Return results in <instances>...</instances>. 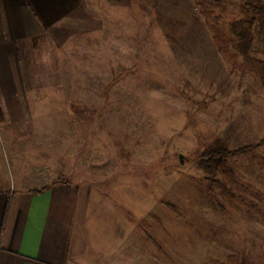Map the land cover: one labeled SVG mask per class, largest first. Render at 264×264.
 Returning a JSON list of instances; mask_svg holds the SVG:
<instances>
[{"label":"rangeland","instance_id":"rangeland-1","mask_svg":"<svg viewBox=\"0 0 264 264\" xmlns=\"http://www.w3.org/2000/svg\"><path fill=\"white\" fill-rule=\"evenodd\" d=\"M85 2L83 34L33 58L35 82L62 86L33 91L39 112L65 120L0 138L17 152L0 167L45 151L90 181L95 241L76 264H264V145L229 156L231 177L201 167L218 139L232 150L264 139V77L240 66L230 29L245 0ZM253 55L264 60L258 27Z\"/></svg>","mask_w":264,"mask_h":264},{"label":"crops","instance_id":"crops-1","mask_svg":"<svg viewBox=\"0 0 264 264\" xmlns=\"http://www.w3.org/2000/svg\"><path fill=\"white\" fill-rule=\"evenodd\" d=\"M85 3L0 0V138L33 135L30 123L65 120L64 110L39 112L42 98L33 91L62 86L35 82L34 72L41 70L34 71L33 58L40 49H58L83 34ZM24 149L17 151L32 154ZM3 153L17 152L0 146ZM46 154L25 158V168L18 163L9 170L0 167V264H76L95 241L96 198L90 181L68 168L63 156L54 167ZM72 158L71 165L81 169L78 157Z\"/></svg>","mask_w":264,"mask_h":264},{"label":"trees","instance_id":"trees-1","mask_svg":"<svg viewBox=\"0 0 264 264\" xmlns=\"http://www.w3.org/2000/svg\"><path fill=\"white\" fill-rule=\"evenodd\" d=\"M207 2H218L221 0H204ZM244 17L235 19L230 24L231 33L237 41V48L239 52L244 56L243 63L240 65L242 68L257 72L264 77V60L258 59L253 55L255 44V29L258 27L260 34L264 40V0H245L241 4ZM215 40L219 44V49L226 57L234 58L229 48L226 46V39L218 29H215ZM237 63V62H236ZM239 65V63H238ZM264 145V139L258 143L250 144L238 149H229L226 143L221 139L216 140L214 145L204 152L201 160V167L208 173L222 172L226 176H232L233 170L229 167V156H235L238 154L252 153L259 146ZM215 182V180H213ZM47 187L36 190L42 192ZM171 209L177 212V208L174 204L165 203ZM144 237L148 240H153L157 244L156 240L144 232Z\"/></svg>","mask_w":264,"mask_h":264}]
</instances>
